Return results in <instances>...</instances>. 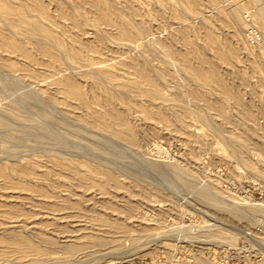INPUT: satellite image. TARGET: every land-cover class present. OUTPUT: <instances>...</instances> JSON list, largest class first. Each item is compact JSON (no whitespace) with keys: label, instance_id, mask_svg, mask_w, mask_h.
<instances>
[{"label":"rangeland","instance_id":"1","mask_svg":"<svg viewBox=\"0 0 264 264\" xmlns=\"http://www.w3.org/2000/svg\"><path fill=\"white\" fill-rule=\"evenodd\" d=\"M12 1L28 4L30 13L51 27L58 40L38 36L17 20L5 24L0 17V264H264V13H259L264 0H106L133 28L142 30L128 38L100 17L94 7L97 0ZM12 39L20 41L26 54L10 48ZM165 44L172 54L163 49ZM66 46L78 47L87 60L65 58ZM181 58L189 60L190 70ZM122 63L125 71L147 64L158 91L179 97L186 110L176 118L161 106L159 97L147 101L148 97L128 95L118 85L93 77L109 66L121 71ZM62 79L80 86L87 107L66 93ZM26 96L29 102L34 99L31 106ZM35 96L42 106L47 104L43 112L48 114H40ZM222 107L233 122L225 118ZM194 109L204 118L195 116ZM98 115L111 121L103 122ZM120 116L131 119L135 129L140 127L136 142L124 138ZM37 125L47 126L43 130L49 133ZM105 132L108 138L113 133L111 140L101 134ZM239 134L241 142L236 141ZM210 190L226 204V211H213L202 201L200 192ZM116 198L135 203L124 210L126 235L117 248L100 250L83 232L76 236L87 242L82 251H69L63 236L56 237L62 246L53 249L46 243V237L70 229L66 212L77 210L75 203L82 211L108 212L107 219L124 216L115 210ZM89 218L94 225L105 222L99 216ZM139 220L150 224L142 234L135 225ZM219 230L236 236L226 238ZM20 234L34 236L36 255L1 250L7 240L20 242Z\"/></svg>","mask_w":264,"mask_h":264},{"label":"bare ground","instance_id":"2","mask_svg":"<svg viewBox=\"0 0 264 264\" xmlns=\"http://www.w3.org/2000/svg\"><path fill=\"white\" fill-rule=\"evenodd\" d=\"M2 1V2H1ZM0 1V17H2L3 18V20H4V22H5V24H7V23H9V22H11V21H13V20H15V22H19L20 24H21V26H24V28H26V29H28L29 31H31V32H33V33H35L36 35H38V36H41V37H43V36H45V37H47V38H49L50 40H52V41H54V42H57V37H56V35H55V33H54V30L50 27H46L45 25H43V24H45L44 22H40V20L38 19V16H37V14H35L34 13V15L33 14H31L30 13V11H29V9L31 8L30 6H28V4H26V3H23L21 0H19V1H21V3L20 4H14L13 2H15V1H12V0H1ZM40 1H42V0H40ZM110 1V0H109ZM128 1V0H127ZM213 1H217V0H213ZM17 2V1H16ZM88 2V1H87ZM111 2H112V0H111ZM129 3H131V2H129ZM75 4V3H74ZM38 5V4H37ZM76 5H78V4H76ZM113 5V4H112ZM128 5V4H127ZM91 7H93V6H91ZM94 7H96V8H98L97 10L99 11V14H100V17H102L104 20H106L107 22H109L110 24H115V25H117L118 26V30L117 31H119V34H120V36L121 37H124V38H128V36L130 35H132V36H136V35H138L139 34V32H141V31H137L135 28H133V26H132V24H131V22L130 21H128L127 19H125L122 15H121V11L120 12H118V11H116V10H114V8L112 9V7L110 6V4L106 1V0H97L96 2H95V4H94ZM93 7V8H94ZM127 7V6H126ZM133 7V6H132ZM93 8H92V11H93ZM238 8V7H237ZM47 9V8H46ZM121 9H123V7H121ZM120 9V10H121ZM235 9V8H234ZM96 10V9H95ZM125 10V9H124ZM123 10V11H124ZM131 11H133L132 9H130ZM91 11V12H92ZM39 12V11H38ZM126 12V11H125ZM240 12V11H239ZM48 13V12H47ZM60 13H61V11H60ZM59 13V14H60ZM134 13V12H133ZM259 13L260 14H263L264 13V6H261V7H259ZM95 14V13H94ZM138 14H140V13H138ZM234 15H236L235 14V12L233 13ZM49 15V14H48ZM56 15V14H55ZM61 15V14H60ZM66 15V14H65ZM64 15V16H65ZM130 16L132 15V14H129ZM43 17H44V15H42ZM54 16V15H53ZM63 16V17H64ZM67 16V15H66ZM138 16V15H137ZM141 17H142V15H140ZM47 18V17H46ZM17 20V21H16ZM49 20V19H48ZM55 20V19H54ZM130 20V19H129ZM131 20H133L132 19V16H131ZM57 21V20H56ZM78 21V20H77ZM81 21V20H80ZM3 22V21H2ZM14 23V22H13ZM103 23V22H102ZM134 23V22H133ZM3 24V23H2ZM5 24H4V26H5ZM15 24H17V23H15ZM135 24V23H134ZM11 25V24H10ZM60 25V24H59ZM14 26H16V25H14ZM17 26H18V24H17ZM111 26V25H110ZM5 27H7V26H5ZM57 27V26H56ZM60 27V26H59ZM147 27V26H146ZM142 28V27H141ZM148 28V27H147ZM137 29H140V27H137ZM143 29V28H142ZM6 30V29H5ZM7 30H9V28H7ZM115 30V29H114ZM144 30V29H143ZM17 31V30H16ZM116 31V30H115ZM19 32V31H18ZM69 32V31H68ZM143 32H146V31H143ZM58 34H60L59 32H58ZM148 35V34H147ZM30 37H31V35H29ZM61 36V35H60ZM103 36H105V35H103ZM102 36V37H103ZM16 37V36H15ZM16 38H18V37H16ZM35 38V37H34ZM40 38V37H39ZM63 38V37H62ZM106 38V37H105ZM31 39H33V38H31ZM35 39H37V37L35 38ZM42 39V38H41ZM103 39V38H102ZM108 39V38H107ZM145 39V38H144ZM170 39V38H169ZM64 40H65V38H64ZM37 41V40H36ZM39 41V40H38ZM122 41V40H121ZM138 41V40H137ZM193 41V40H192ZM20 42V41H19ZM19 42H16V41H14L13 39L11 40V41H9V46H10V48H12V50H14V52H16V53H19L20 54V52H22V53H24V54H26L25 53V51H23L22 50V48H21V46L18 44ZM44 42V41H43ZM46 42V41H45ZM59 42H60V40H59ZM65 42V41H64ZM67 42V41H66ZM120 42V41H119ZM189 42V41H188ZM42 43V42H41ZM70 43V42H69ZM69 43H66V44H69ZM102 43V42H101ZM135 43V42H134ZM190 43V42H189ZM188 43V44H189ZM200 43H202V42H200ZM3 44V43H2ZM47 44H50V43H48L47 42ZM55 43H53V45H54ZM138 44V43H137ZM142 44V43H141ZM141 44H138V45H141ZM196 44V43H195ZM5 45V44H4ZM51 45V44H50ZM76 45V44H75ZM104 45V44H103ZM108 45V44H107ZM128 45V44H127ZM158 45V44H157ZM166 46H165V48H163V49H166V51L167 52H169V53H171L172 52V49H171V47L169 46V45H167V44H165ZM193 45V44H192ZM203 45V44H202ZM225 45V44H224ZM52 46V45H51ZM64 46V45H63ZM85 46H87V45H85ZM130 46V45H129ZM54 47H56V45L54 46ZM88 47V46H87ZM148 48H150L149 46H147ZM193 47V46H192ZM228 47V46H227ZM34 48V47H33ZM57 48V47H56ZM92 48V47H91ZM194 48V47H193ZM63 50H62V52L64 53V56H65V58H67V59H70V60H72V61H76V62H81L83 59H84V61H86L87 59H85V56L82 54V51L78 48V47H76V46H74V47H68V46H66V47H64V48H62ZM151 49V48H150ZM83 50V49H82ZM93 50V49H92ZM201 50V49H200ZM59 51H60V49H59ZM83 51H85V50H83ZM142 51V50H141ZM61 52V51H60ZM146 52V51H145ZM184 52V51H183ZM99 53V52H98ZM165 53V52H164ZM202 53V52H201ZM28 54V53H27ZM40 54V53H39ZM59 54H61V53H59ZM100 54V53H99ZM172 54V53H171ZM198 54V53H197ZM17 55V54H16ZM141 55H142V52H141ZM62 56V55H61ZM63 56V57H64ZM202 56V55H201ZM143 57H144V55H143ZM55 58V57H54ZM145 58V57H144ZM193 58V57H192ZM201 58V57H200ZM215 58V57H214ZM19 59V58H18ZM40 59V58H39ZM202 59V58H201ZM20 60V59H19ZM18 60V61H19ZM62 60H63V58H62ZM65 60V59H64ZM98 60V59H97ZM131 60V59H130ZM16 61V60H15ZM22 61V60H21ZM30 61V60H29ZM181 61H182V63H183V66H184V68L186 69V70H190V68H191V65H190V62H189V60L188 59H186V58H181ZM195 61V60H194ZM194 61H193V63H194ZM207 61V60H206ZM97 62V61H96ZM131 62V61H130ZM146 62H147V60H146ZM19 63V62H18ZM44 63V62H43ZM85 63V62H84ZM86 63H88V61L86 62ZM86 63H85V65H86ZM99 63V62H98ZM192 63V64H193ZM25 64V63H24ZM33 64H34V62H33ZM80 64V63H79ZM100 64V63H99ZM117 64V63H116ZM147 64H148V62H147ZM147 64H142L141 66H132L131 68H130V70H128V71H125L126 70V67H125V63H122V65L124 66V67H122V70L120 71V70H118L119 68H117V67H111V66H109V67H105L104 69H103V73L102 74H100L99 75V73H98V75H96V73L94 74V76L93 77H95V79L99 82V83H105L104 81L105 80H107L109 83H111L112 84V86H114V85H118L119 87H118V90H121L122 92H124V93H126V94H130V93H138V94H140V95H142V96H144V100L146 99L145 97H148L149 98V100H147V101H150V99L151 98H154V97H159L161 100H160V102L162 103V105L161 106H164L165 107V109L172 115V116H174V117H176L177 118V115H178V113H179V111H183V110H186V109H184L185 107L187 108V106L185 105V107H184V105H183V103L181 102V100L179 99V97H170V96H163L159 91H158V89H157V87L155 86V80H154V78H153V76H152V74H151V69L148 67V65ZM84 65V64H83ZM82 65V66H83ZM88 65V64H87ZM90 65V64H89ZM94 65V64H93ZM92 65V66H93ZM101 65V64H100ZM99 65V66H100ZM137 65V64H136ZM20 66V65H19ZM72 66V65H71ZM150 66H151V64H150ZM18 67V66H17ZM68 67H70V64L68 63ZM74 67V70L76 69V67L75 66H72V68ZM98 67V66H97ZM152 67V66H151ZM16 68V67H15ZM20 68V67H19ZM71 68V67H70ZM83 68V67H82ZM87 68V67H86ZM89 68V67H88ZM90 68H91V65H90ZM99 68V67H98ZM156 68V67H155ZM27 69V68H26ZM91 69H94V68H91ZM163 69V68H162ZM213 69V68H212ZM15 70V69H14ZM18 70H20L21 71V69H18ZM29 70V69H28ZM77 70H79L78 69V67H77ZM23 71V70H22ZM79 71H81V69L79 70ZM83 72L84 71H86V70H82ZM81 71V72H82ZM87 71H88V69H87ZM92 71V70H91ZM91 71H89V72H91ZM94 71L96 72V70L94 69ZM183 72H184V70H182ZM208 71V70H207ZM24 72H26V71H24ZM100 72V71H99ZM126 72V73H125ZM154 72V71H153ZM216 72H217V70H216ZM215 72V73H216ZM80 73V72H79ZM185 73V72H184ZM25 74V73H24ZM23 74V75H24ZM54 74V73H53ZM73 74V73H72ZM85 74V73H84ZM93 74V73H92ZM155 74V73H154ZM165 74V73H164ZM217 74V73H216ZM26 75H29V74H26ZM96 75V76H95ZM166 75V74H165ZM205 75V74H204ZM17 77H18V75H16ZM187 76V75H186ZM200 76V75H199ZM17 77H15V78H17ZM21 78V77H20ZM157 78H159V77H157ZM156 78V79H157ZM19 78H17L15 81L16 82H18L17 80H18ZM160 79V78H159ZM20 81H21V79H20ZM62 81H63V85H62V87L64 88V90L66 91V93L68 92V93H70L71 95H73V96H75V98L78 100V102L80 103V104H82L83 106H85V107H87L88 105H87V100H86V97H85V94H84V92H83V90L80 88V86L78 85V84H74L72 81H70V79L68 80V79H62ZM162 80H160V82H161ZM197 81V80H196ZM162 83V82H161ZM193 83V82H192ZM197 83V82H196ZM230 84V83H229ZM106 84H104V86H105ZM189 85V84H188ZM195 85V84H194ZM219 85V84H218ZM232 85V84H231ZM230 85V86H231ZM56 86V85H55ZM54 86V87H55ZM196 86V85H195ZM52 87H53V85H52ZM105 87H107V85L105 86ZM189 87H191V86H189ZM228 87V86H227ZM55 88H57V87H55ZM98 88V87H97ZM114 88V87H113ZM112 88V89H113ZM203 88V87H202ZM207 88V87H206ZM210 88V87H209ZM53 89V88H52ZM58 89V88H57ZM107 89V88H106ZM109 89H111V88H109ZM115 89V88H114ZM235 90V89H234ZM92 91V90H91ZM106 91H108V90H106ZM205 91V90H204ZM219 91V90H218ZM179 92H181L182 93V91H179ZM181 93H179V94H181ZM230 93L231 94H233V95H235V93H234V91L233 90H230ZM24 94V93H23ZM29 94V93H28ZM27 94V92L25 93V95H28ZM115 94V93H114ZM113 92H112V99H113ZM30 95V94H29ZM181 98H183L184 99V97H182V94L181 95H179ZM200 96H202L201 94H200ZM223 96V95H222ZM28 97L29 96H26L25 98L26 99H28ZM31 97H34V96H31ZM30 97V98H31ZM37 96H35V98H36ZM48 97V96H47ZM242 97H243V95H242ZM21 98H24V95L21 97ZM91 98V97H90ZM131 98H134V95L133 96H131ZM222 98V97H221ZM232 98V97H231ZM25 99V103H26V100ZM36 99H38V98H36ZM40 99V98H39ZM38 99V101L37 102H39V104L41 105V107L38 105H36L39 109H40V111L41 112H43V109L45 108V106L47 105V104H45V105H43L42 106V104L41 103H44V102H41V99L39 100ZM93 99V98H92ZM23 100V99H22ZM21 100V101H22ZM29 100L30 99H28V102H29ZM42 100H46V99H43L42 98ZM99 100V99H98ZM103 100V99H102ZM136 100H137V98H136ZM34 99L32 98L31 99V103L33 104L34 102ZM47 101V100H46ZM45 101V102H46ZM49 101V100H48ZM47 101V102H48ZM94 101V100H93ZM116 101V100H115ZM153 101V100H152ZM188 101H189V99H188ZM191 101V100H190ZM195 101V100H194ZM24 102V101H23ZM30 102H29V105L31 106V104H30ZM136 102V101H135ZM159 102V103H160ZM196 103H199V102H197V101H195ZM206 102V104H208L209 102L208 101H205ZM238 102L239 103H241L240 102V100L238 99ZM50 102H48V104H49ZM102 103V102H101ZM130 103V102H129ZM132 103H133V101H132ZM150 103V102H149ZM152 103H154V102H152ZM156 103V102H155ZM204 103V102H203ZM225 103V102H224ZM53 104V103H52ZM135 104V103H134ZM222 104V103H221ZM246 104H247V102H246ZM21 105V104H20ZM19 105V108L22 106H20ZM75 105V104H74ZM105 105V104H104ZM119 105V104H118ZM125 105H126V103H125ZM130 105V104H129ZM158 105V104H157ZM160 105V104H159ZM228 105V104H227ZM30 106H27V108L28 107H30ZM35 105H32V107H34ZM49 106V105H48ZM100 106V105H99ZM102 106V105H101ZM117 106V105H116ZM136 106V105H135ZM190 105H188V107H189ZM247 106V105H246ZM26 107V106H25ZM82 107V106H81ZM128 107V106H127ZM130 107V106H129ZM248 107V106H247ZM24 108V107H23ZM37 108V109H38ZM46 108H47V106H46ZM45 108V109H46ZM89 108V107H88ZM103 108V107H102ZM132 108H133V106H132ZM194 108V107H193ZM204 108V107H203ZM206 108V107H205ZM21 109V108H20ZM30 109V108H29ZM35 109V108H34ZM82 109V108H81ZM104 109V108H103ZM119 109V108H118ZM206 109H208V108H206ZM16 110V109H15ZM113 110V109H112ZM123 110V109H122ZM192 110V109H191ZM209 110V109H208ZM246 110V109H245ZM12 111V110H11ZM36 111H38V110H36ZM47 111V110H46ZM88 111V110H87ZM94 111V110H93ZM100 111H102V110H100ZM136 111V110H135ZM193 111H196V113H197V110L196 109H194ZM192 111V112H193ZM209 111H211V110H209ZM13 112H14V109H13ZM23 112V111H22ZM21 112V113H22ZM39 112V111H38ZM48 112V111H47ZM82 112V111H81ZM155 112V111H154ZM222 112H223V114H224V116H225V118L227 119V120H229L230 122H233V117L228 113V111H227V109H226V107H222ZM229 112H231V110H229ZM15 113H16V111H15ZM94 113V112H93ZM99 113V112H98ZM117 113H118V111H117ZM136 112H134L133 114H135ZM17 114V113H16ZM19 114V113H18ZM24 115H26L25 114V112L23 113ZM41 115H43V114H45L44 112L43 113H40ZM46 114H48V113H46ZM45 114V115H46ZM84 114V113H83ZM142 114H143V116L144 117H150V115H149V113L148 112H146V111H143L142 112ZM183 114V113H182ZM193 114V113H192ZM198 115H196L195 114V116H200V118L201 119H203L204 118V115L203 114H201V113H197ZM206 115H207V117H208V114L207 113H205ZM211 114V113H210ZM22 114H20V116H21ZM28 115V114H27ZM44 115V116H45ZM49 115H50V112H49ZM138 115H140V114H138ZM11 116V115H10ZM18 116V115H17ZM79 116H80V114H79ZM99 116V115H98ZM250 116H252V115H250ZM12 117V116H11ZM16 117V116H15ZM24 117V116H23ZM26 117V116H25ZM24 117V118H25ZM130 117H132V116H130ZM138 117H140V116H138ZM165 117V116H164ZM170 117V116H169ZM209 117H210V115H209ZM235 117V116H234ZM8 118H10V117H8ZM43 118V117H42ZM80 118H81V120H82V118L83 117H81L80 116ZM127 118H129L128 116H127ZM166 118V117H165ZM192 118H193V116H192ZM237 118V117H236ZM247 118V117H246ZM16 119V118H15ZM31 120H33L34 121V119H32V118H30ZM40 119V118H39ZM99 119L100 120H104L103 122H107L108 123V121L109 120H107V119H105L104 117H102V116H99ZM116 119V118H115ZM118 119V118H117ZM180 119V118H179ZM212 119V118H211ZM211 119H208V120H210V121H212ZM5 120V119H4ZM10 120V119H9ZM12 120V119H11ZM11 120L9 121V123L11 122ZM18 120V119H17ZM28 120V119H27ZM46 120V119H45ZM45 120H44V122H45ZM50 120V119H49ZM84 120V119H83ZM130 120V122H131V119H129ZM143 120V119H142ZM141 120V121H142ZM237 120V119H236ZM24 121V120H23ZM36 121V120H35ZM34 121V122H35ZM111 121V120H110ZM109 121V122H110ZM119 122V125L121 126V130H122V132H123V136H124V138H126V140H129L130 142H136L138 139H139V134H138V132L136 131V129H139L140 127H138V128H134V126L126 119V117H124V116H120L119 117V120H118ZM137 121V120H136ZM22 122V121H21ZM37 122H38V120H37ZM39 122H40V120H39ZM79 123H81V121L79 120L78 121ZM115 122H117V121H115ZM181 122V121H180ZM183 122V121H182ZM0 123H3V121L2 120H0ZM6 123V122H5ZM7 123H8V121H7ZM6 123V124H7ZM79 123H77V124H79ZM84 123V122H83ZM88 123H90V122H88ZM107 123H105V124H107ZM239 123V122H238ZM247 123V122H246ZM11 124V123H10ZM27 125H28V123H26ZM31 124V122L29 123V125ZM45 125H46V123H44ZM82 124V123H81ZM1 125V124H0ZM32 125V124H31ZM41 125H42V121H41ZM41 125H39L40 127H42V129L38 126V128H40L41 130H43L44 128H46L44 125L43 126H41ZM80 125V124H79ZM154 125V124H153ZM211 125H213V122H211ZM215 125V124H214ZM7 126H9V124H7ZM11 126V125H10ZM34 126V125H33ZM32 126V127H33ZM138 126H140V125H138ZM244 126V125H243ZM215 127V129L217 130H219V126H218V128H216L217 126H214ZM246 127V126H245ZM3 128V127H2ZM5 128H9V127H5ZM34 128V127H33ZM93 127H91V129H92ZM94 128H95V125H94ZM92 129L93 131L94 130H96L95 132H97L98 131V129ZM97 128V127H96ZM212 128V127H211ZM247 128V127H246ZM250 128H252V127H250ZM36 129V128H35ZM48 129V128H47ZM47 129L45 130V131H47ZM90 129V128H89ZM112 129V128H111ZM118 129V128H117ZM92 130L90 131V133H93L92 132ZM253 130V129H252ZM30 131V130H29ZM34 131L35 130H33V133H34ZM44 131V130H43ZM44 131V132H45ZM100 131V130H99ZM28 132V131H27ZM40 132V131H39ZM42 132V131H41ZM101 132V131H100ZM225 132V131H224ZM48 133H49V129H48ZM98 134H99V132H97ZM110 134H111V132H109ZM119 133V132H118ZM249 134L250 132L249 131H247L246 132V134ZM28 134H30V133H28ZM45 134V133H44ZM96 134V133H95ZM94 134V135H95ZM97 134V136H98V138H100L101 136H99ZM102 135L104 134H106V132L105 133H101ZM107 134H108V132H107ZM106 134V137L108 138V135ZM113 134V133H112ZM112 134L111 135H109L110 137L112 136ZM222 134H223V132H222ZM244 134V133H243ZM32 135V132H31V134H30V136ZM35 135H36V133H35ZM38 135V134H37ZM36 135V136H37ZM42 135H43V133H42ZM41 135V136H42ZM252 135V134H251ZM36 136H35V138H36ZM40 136V135H39ZM40 136V137H41ZM114 136V135H113ZM120 136H122V135H120ZM223 136H226V137H228V139L230 140V138H229V136H227V135H225V134H223ZM237 136V138H236V141L238 142H241V137L243 136L242 134L240 135H236ZM19 137V136H18ZM34 137V136H33ZM44 137V135L41 137V138H43ZM103 137V136H102ZM105 137V138H106ZM109 137V138H110ZM143 137V136H142ZM225 137V138H226ZM108 138V139H109ZM117 138V137H116ZM102 139V138H101ZM101 139H99V140H101ZM115 139V138H114ZM227 139V138H226ZM102 140H104V139H102ZM109 140H111V138L109 139ZM116 140V139H115ZM122 140V139H121ZM228 141V140H227ZM235 141V140H234ZM256 141H257V139H256ZM259 141V140H258ZM107 142V141H106ZM113 142V141H112ZM116 142V141H115ZM118 142V141H117ZM92 146V145H91ZM9 147V146H8ZM10 148V147H9ZM12 148V147H11ZM15 149V148H14ZM235 151V153H236V150H234ZM10 152V151H9ZM14 151L12 150L10 153H12V154H14L13 153ZM16 152V151H15ZM53 155V154H52ZM59 163V162H58ZM168 163V162H167ZM170 163V162H169ZM168 163V164H169ZM172 164V163H171ZM20 165V164H19ZM165 165H166V163H165ZM167 167V166H166ZM169 167H170V165H169ZM6 172V171H5ZM5 177V176H4ZM25 178V177H24ZM13 179V178H12ZM3 181V180H2ZM5 184V183H4ZM3 185V184H2ZM44 185V184H43ZM26 186V185H25ZM21 187V186H20ZM19 188V187H18ZM46 188V187H45ZM204 188V187H203ZM207 188V187H206ZM47 189V188H46ZM209 189V188H208ZM207 189V190H208ZM27 190V189H26ZM109 191V190H108ZM24 192V191H23ZM197 192H198V190H197ZM211 192V193H210ZM210 192H207V191H201L200 192V194L199 195H201V197H202V201H204L205 202V204H206V206H208V208L209 209H212L213 211H216V212H218V211H220V210H225L226 208V204H224L222 201H220L217 197H218V195H216L215 193H212V191L210 190ZM213 192H215V191H213ZM199 193V192H198ZM64 194V193H63ZM117 195V194H116ZM12 196V195H11ZM25 196H26V194H25ZM39 196V195H38ZM96 196V195H95ZM111 196H112V194H111ZM37 197V196H36ZM105 197H107V196H105ZM113 197V196H112ZM20 198V197H19ZM35 198V197H34ZM45 198V197H44ZM47 200V199H46ZM118 200H120V199H118V198H116L115 199V210L117 209V208H119V209H117V210H119L124 216H117V218H114L113 220L112 219H110V218H105V216H104V214L105 215H107V213L108 212H105V211H101L102 213L100 214V213H97V210L96 209H94L95 211H92V212H87L85 209L82 211V210H80L79 208V203H75V207H77L78 209L76 210V209H73V210H67V209H65V210H67V217H68V221L70 222V229L68 228V229H66V230H63L64 232H62L61 234H57L56 235V233H53L52 235H50V236H48V237H46V243L49 245V246H51L53 249H54V247L53 246H55L56 247V245L57 246H62V243L60 244L59 242L60 241H58V239H56V237L57 236H63V238L65 239L64 241H65V244H63V245H65V246H68V249H69V251H71V252H76V251H82L83 249H84V247H85V244L87 243V242H83V241H81V240H79L76 236H77V233H79V232H83V233H85V234H87V235H89L90 237V239H89V241L86 239L85 241H88V242H91V245H93L94 247H96V248H99L100 250L103 248L104 250H105V248H117L118 246H119V244H120V242H122L121 241V238L123 237V236H125L126 235V233H125V230H126V227H127V216H126V213H125V209H132V207L135 205V203L134 202H122V201H118ZM201 200V199H200ZM41 201V200H40ZM54 201V200H53ZM62 201V200H61ZM71 201V200H70ZM100 201V200H99ZM105 201V200H104ZM29 202V201H28ZM57 202V201H56ZM81 202V201H80ZM118 202V203H117ZM81 203H83V202H81ZM117 203V204H116ZM50 204V203H49ZM62 204V203H61ZM88 204V203H87ZM44 203H43V207H44ZM64 205H68L67 204V202L65 201V203H64ZM97 205H98V202H97ZM4 206V205H3ZM47 206V205H46ZM81 206V205H80ZM22 207V206H21ZM26 207V206H25ZM35 207H37V206H35ZM43 207H42V209H43ZM74 207V206H73ZM98 207V206H97ZM101 207V206H100ZM99 207V208H100ZM106 207H108V206H106ZM21 209H24V208H21ZM64 209V208H63ZM6 210H7V208H6ZM25 211H28V210H25ZM52 211H54V210H52ZM226 211V210H225ZM43 212V211H42ZM47 212V211H46ZM124 212V213H123ZM228 212V211H227ZM234 212V211H233ZM33 213V212H32ZM62 213V212H61ZM20 214H23V213H21L20 212ZM34 214V213H33ZM37 214V213H36ZM40 213H38V215H39ZM41 214H43V213H41ZM49 214H51V213H49ZM110 214L111 213H109V215L108 216H110ZM227 214V213H226ZM18 216H20V215H18ZM92 216H99V217H101V220L103 219V221H105V222H103L104 224L102 225L101 223H97L96 225H94L93 223H92V219H90L89 217H92ZM115 216V215H114ZM2 217H5V219L7 218L4 214L2 215ZM12 217V216H11ZM58 217V216H57ZM22 219V218H21ZM30 219V218H29ZM35 219H37V218H35ZM34 219V221H36ZM44 219V218H43ZM149 219V218H148ZM8 220V219H7ZM15 220V219H14ZM13 220V221H14ZM49 220V219H48ZM52 220V219H51ZM0 221H1V219H0ZM39 221V220H38ZM137 222V221H136ZM2 223H4V222H2ZM21 223V222H20ZM28 223V222H27ZM61 223H62V221H61ZM67 223V222H66ZM6 224V223H5ZM16 224H17V222H16ZM19 224V223H18ZM31 224V223H30ZM60 224V223H59ZM211 224H213V223H211ZM27 225V224H26ZM136 226H138V228H139V233L140 234H142L144 231H146V230H148L149 228H150V224L149 223H147V222H144V221H141V220H139L136 224H135ZM31 226V225H30ZM152 226V225H151ZM5 227V226H4ZM32 227V226H31ZM21 228V227H20ZM54 228V227H53ZM9 229V228H8ZM50 229H52V228H50ZM6 231V230H5ZM4 231V232H5ZM27 231H29V230H27ZM35 231H36V229H35ZM58 232H59V230H57ZM33 232V231H32ZM25 233V232H24ZM29 233V232H28ZM60 233V232H59ZM128 233V232H127ZM33 234V233H32ZM133 234V233H132ZM131 234V235H132ZM8 235V234H7ZM219 235H222V236H226V238H227V236H228V238L229 239H231V238H233V237H235L236 235L233 233L232 234V232L230 233V234H226V233H224V231H222V230H219ZM235 235V236H234ZM20 236H21V241L20 242H17V241H14V240H12V239H10V240H7V241H5V243L1 246V250L3 249L4 251H6V252H12V253H17V254H27V253H29V254H34V255H36V253L37 252H39V247H38V244H37V242H36V240L33 238L34 236L32 235V236H30V235H21L20 234ZM40 237H42V236H40ZM132 237H135V239H136V233H135V236H132ZM131 237V238H132ZM60 238V237H59ZM83 238V237H82ZM129 238V237H128ZM139 238V237H138ZM224 238V237H223ZM123 239V238H122ZM41 240V239H40ZM61 240V239H60ZM132 241H133V239H131ZM40 243V242H39ZM231 244V243H230ZM43 246H44V244H43ZM48 246V247H49ZM62 249V248H61ZM67 249V248H66ZM93 249V248H92ZM95 249V248H94ZM50 250V249H49ZM90 250V249H89ZM119 250V249H118ZM88 251V250H87ZM91 251V250H90ZM105 251H107V249L105 250ZM90 253V252H89ZM102 253V252H101ZM110 253V252H109ZM113 253V252H112ZM103 254H104V252H103ZM84 255V254H83ZM87 255V254H86ZM95 255V254H94ZM53 256V255H52ZM48 257V256H47ZM33 258V257H32ZM40 258V257H39ZM43 258V257H42ZM50 258V257H49ZM37 259H38V257H37ZM53 259V258H52ZM60 259H62L61 257H60ZM73 259V258H72ZM71 259V260H72ZM34 260H35V258H34ZM74 260V259H73ZM72 260V261H73ZM45 261V260H44ZM44 261H42V263L44 262ZM47 261V260H46ZM68 263V262H67ZM71 263V262H70Z\"/></svg>","mask_w":264,"mask_h":264}]
</instances>
